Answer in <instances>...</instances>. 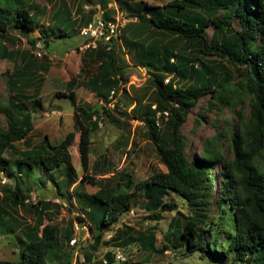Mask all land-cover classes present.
Listing matches in <instances>:
<instances>
[{
    "label": "trees",
    "instance_id": "trees-1",
    "mask_svg": "<svg viewBox=\"0 0 264 264\" xmlns=\"http://www.w3.org/2000/svg\"><path fill=\"white\" fill-rule=\"evenodd\" d=\"M44 1L54 9L58 0ZM60 1L62 4L55 9L46 29L40 21L46 14L45 7L33 0H0V61L10 60L14 64L12 71L0 74L7 91V100L0 94V173L15 177L14 187L0 186V233L14 234L20 226L26 229L18 260L0 264H72L77 249L79 259L84 258L87 264H105L96 261L97 252L108 244L105 235L133 211L137 203L134 196L138 194L143 197L144 202L139 205L150 214L149 220L160 223L168 213L177 215L169 223L162 251L174 250L186 257L198 254L201 260L214 264H264V0H169L163 6L142 1L126 3L129 13H121L136 21L129 22L118 39L110 44L101 42L97 49L90 50L105 59L97 73L88 82L69 81L65 87L67 95H56L68 96L74 107L75 131L57 143L45 136L38 147L30 139L34 113L29 105L36 95H29L27 90L31 85L35 90L41 89L44 78L39 79L36 74L41 66L36 65L32 50L44 43L48 51L53 38L77 36L79 24L85 26L94 14H83L87 0L79 3L77 13L82 18L78 23L64 1ZM88 2L100 5L105 20L113 19L116 11L109 8L111 0ZM211 27L214 34L209 40L207 31ZM39 29V37L30 39L29 33ZM12 31L28 38L31 51L10 49L8 43L14 42ZM122 42L149 73L155 97L144 105V97L136 98L130 113L124 111L115 117L105 107L77 102L75 91L88 87L107 104L112 102V92L115 96L121 84L128 83L126 67L118 57ZM179 42H184L185 48L179 49ZM187 48L194 53L187 55ZM47 69L45 66V73ZM169 76L171 80L166 84ZM178 82H185L187 87L177 86ZM208 95L213 99L209 100L210 109L219 117L228 110L230 117L224 121L225 133L198 144L201 150L192 156L182 129L193 111L197 107L201 110L199 104ZM238 107L241 110L237 113ZM198 114L204 120V115ZM106 118L123 126L127 125L125 119L142 120L143 137L155 147L165 171L135 184L134 176L127 170H111L112 162L106 155H101L91 167L92 134L100 130ZM200 118L195 121L202 125ZM77 133L81 167L84 173L92 169L96 175H85L79 183L70 151ZM223 137L229 143L231 156L224 150ZM123 140L128 147L130 133ZM18 143L25 144L27 149L17 153ZM130 144L136 146L134 140ZM12 150L22 158L15 162L7 160L5 155ZM62 166L69 174L54 181L57 191L62 187L69 189L68 199L76 194L75 199L84 200L91 209L90 221L84 215L78 216L81 222H88L92 235V241L86 245H70L75 223L70 222L65 230L53 225L49 214L53 202L45 199L36 206L38 216L34 225H24L13 217L18 224L3 222L5 215L10 216L9 209L17 212L29 203L27 196L22 195L24 177L39 169L57 172ZM109 174L96 193L78 192L85 183L96 186L97 176ZM182 207L187 213L181 211ZM44 219L48 224H44ZM134 234L131 227L120 231L117 238L123 243L120 240L116 247L138 242L147 257L162 252L156 248V232L150 231L148 237ZM105 257L106 264L131 259L117 261L113 250L106 252Z\"/></svg>",
    "mask_w": 264,
    "mask_h": 264
},
{
    "label": "rangeland",
    "instance_id": "rangeland-1",
    "mask_svg": "<svg viewBox=\"0 0 264 264\" xmlns=\"http://www.w3.org/2000/svg\"><path fill=\"white\" fill-rule=\"evenodd\" d=\"M64 4L68 6L71 11V15L74 20L79 23L81 21V16L77 13V7L79 3H85V0H63ZM146 2L152 5L163 6L168 3L169 0H111L109 6L110 9H114L117 13L124 12L129 13L128 7L125 6L126 3L131 2ZM34 3L39 4L46 8V14L41 17V22L44 24L43 27L48 29L49 20L58 6H61L62 2L57 1L56 8H50L44 0H33ZM91 6V5H90ZM93 6V10H87L83 8V14L89 16L92 13V19L95 17H104V11L97 9ZM122 6V7H121ZM57 10V9H56ZM103 12V13H102ZM113 14L114 18L117 14ZM134 22V21H133ZM82 23L78 26V31ZM235 27L238 29V22L235 23ZM41 30L29 33V38H37ZM12 37L14 42L11 40L8 44L10 49L14 51L23 52L24 50L31 51V45L28 42V38L21 36L20 32L12 31ZM214 34V27L209 28L207 31L208 39L211 40ZM169 37L168 39H170ZM50 45L48 46L49 53H55L56 58L50 60H36V65L41 66L45 70L47 66V73L44 70L38 68L36 72L38 78L41 76L44 78V84L41 89L35 90L34 86L28 88L27 93L29 95H36V100H33L29 109L34 113V129L30 134V139L34 141V146L40 147L45 136H48L50 141L53 143L61 142L65 136L75 131L74 127V107L70 103L68 96L57 97L56 95L61 93L67 95L66 84L71 80H78L80 83L89 81L98 71L100 65L104 62L101 58L90 50L92 48H86L87 41L81 38L78 34L73 38L64 39H52L50 40ZM45 46L44 43H42ZM118 57L123 60L122 65L126 68V74L128 78V83L123 82L121 84V89L114 98L112 102L107 104L103 98L99 97L97 94L89 91L88 87H83L77 89V98L80 103H88L91 105H99L100 107H105L111 115L119 117L120 113L126 111L130 113L133 109L132 106L135 104V99L143 98L142 105L153 101L155 97V89L149 73L146 69L141 66L139 62L134 59V53L129 50V47L124 45V42L119 43ZM184 42H179V49L185 48ZM180 52V51H179ZM194 53L192 48L185 49V53ZM19 66H22L20 64ZM14 64L10 60L0 61V74H4L7 70L12 71ZM40 76V77H39ZM171 76L167 77L165 80L166 84H169ZM177 86L187 87L185 82L176 83ZM75 91V93H76ZM0 94L5 100H7V91L5 86V79L0 80ZM209 100L211 96H206L202 102L199 104L201 110L197 107L191 117L189 118L187 124L182 129V134L186 137L190 146V155H195L200 152L201 148L198 144L205 143L208 139L218 136L221 133L224 134L225 119L230 117L228 110H225L223 114L219 117L216 111L210 109ZM39 101V104L37 103ZM119 108H118V107ZM118 108V109H117ZM241 110V107L236 109L237 113ZM197 112L204 115V120L197 116ZM236 117V116H235ZM200 118L202 125L196 123L195 119ZM126 126L115 125L110 119H107L102 123L101 128L98 132L92 134V150L90 155L91 167L92 165L100 159L101 155H106L108 159L112 162L111 170L123 171L127 170L134 176V183L137 184L141 181L146 180L151 175L157 172H164L165 168L159 161L156 149L147 139L143 137L145 132L144 124L142 120H124ZM125 132V133H123ZM130 133V140L128 147L125 146L123 136H127ZM79 133H77L75 142L71 146L70 151L73 157V165L77 173V183L85 176L95 177L94 171L89 170L88 173H84L78 152L79 143ZM136 142V146L131 147L132 141ZM222 142L224 144V150L228 156H231L228 152L229 143L225 137H223ZM27 149V146L23 143L15 144V150L17 153H22ZM136 151V152H133ZM131 153L130 155L128 154ZM14 150L8 151L5 157L7 160L15 162L17 159L22 158ZM69 171L65 166H62L57 172L48 171L44 169H39L31 173L29 176L24 177V182L22 188L24 189L22 195H26L29 203L26 202L25 205L20 206L17 212L11 211L9 209V215L3 217V222L7 224H18L16 221L22 224L34 225L38 216L36 211V206L40 200H47L53 202V208L49 212L53 225H57L59 228L65 230L69 227L70 222L75 223L74 236L77 238L78 243L86 245L87 242L92 241V235L87 230H82L81 227L88 225V222H81L78 216L84 217L90 221L91 209L84 200L75 199L76 194H73L71 199H68L69 189L62 187L60 192L57 191L54 181H60L63 177H66ZM111 174L106 176H97V185L92 186L85 183L78 191L81 194H94L99 190V187L106 182V179L110 177ZM26 178V179H25ZM41 178V180H40ZM105 178V179H103ZM21 179V178H19ZM7 184L11 187L15 185V177H7L6 174L0 173V186ZM99 186V187H98ZM25 188H30V191H26ZM72 189L70 190V192ZM62 194V196L60 195ZM71 195V194H70ZM0 198L2 195L0 193ZM176 199V198H174ZM136 207L133 211L124 216L115 226L111 227L105 235V242L108 243L106 246L101 247L99 252H97L96 261L102 262L106 260V252L111 251L114 248L120 249L122 254L130 260L126 263L115 262L114 264H214L207 260H201L199 255L196 254L192 257L181 256L180 253L174 250L162 251V242L164 241V236L167 233L169 223L171 219L176 215L175 213H168L164 216V219L160 223L149 220L150 214L140 207V203L144 202L143 197L140 194L134 196V202H136ZM142 201V202H141ZM58 207V208H57ZM183 213H187L185 208H181ZM98 214L97 211H95ZM84 215V216H83ZM177 217V215H176ZM44 224H48V220L44 219ZM78 227L79 230L76 228ZM88 227V226H87ZM86 227V228H87ZM135 229L134 237H138V233L147 234L150 231L156 232V248L159 249L160 253L153 254L151 257H147V253L143 251L142 243L133 242L128 246H120L119 233L126 228ZM118 229V230H117ZM26 229L20 226L16 228L14 234H3L0 233V262H11L14 263L18 260V256L23 252L24 246V236L23 232ZM115 237V239H114ZM122 242V240H121ZM123 243V242H122ZM21 245L23 247H21ZM121 245V244H120ZM141 253H138L140 252Z\"/></svg>",
    "mask_w": 264,
    "mask_h": 264
},
{
    "label": "built area",
    "instance_id": "built-area-1",
    "mask_svg": "<svg viewBox=\"0 0 264 264\" xmlns=\"http://www.w3.org/2000/svg\"><path fill=\"white\" fill-rule=\"evenodd\" d=\"M86 1L83 8H86L87 10H93L92 4ZM91 5V6H90ZM97 9L101 10L100 5H96ZM103 13V12H102ZM136 21V19H129L126 14L119 12L117 16L110 20H105L104 17L99 16L92 19L91 22L86 24L85 26L80 28V36L82 39L87 41L86 48H92L97 49L99 47V44L101 42L105 44H110L113 39H118L120 37L122 29H124L129 22ZM32 55L36 57L37 59H43L45 57L49 58L50 60H53L56 58L55 53H49L43 46L42 43H38L36 47L32 50ZM115 92H112L111 99L114 98ZM81 227L82 230H87L88 227ZM77 230L78 227L76 228ZM90 233V232H89ZM70 245L72 247H77L78 241L77 238H73L70 242ZM114 256L117 261L120 262H126L127 258L122 254L120 249L114 248L112 249ZM80 258V250L77 249V252L75 254L74 260L72 264H87L84 260V258ZM106 264L107 261H104Z\"/></svg>",
    "mask_w": 264,
    "mask_h": 264
},
{
    "label": "crops",
    "instance_id": "crops-1",
    "mask_svg": "<svg viewBox=\"0 0 264 264\" xmlns=\"http://www.w3.org/2000/svg\"><path fill=\"white\" fill-rule=\"evenodd\" d=\"M39 35H40V34H39ZM38 37H39V36H38ZM86 82H88V81H86ZM80 88H83V87H80ZM80 88H78V89H80ZM89 91H90V90H89ZM93 93H94V92H93ZM75 97H76V101H77V102H81V101H79L78 98H77V91H76V93H75ZM132 107H133V106H132Z\"/></svg>",
    "mask_w": 264,
    "mask_h": 264
}]
</instances>
